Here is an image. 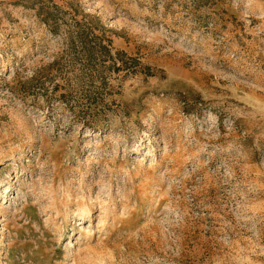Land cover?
I'll use <instances>...</instances> for the list:
<instances>
[{"label": "rangeland", "instance_id": "obj_1", "mask_svg": "<svg viewBox=\"0 0 264 264\" xmlns=\"http://www.w3.org/2000/svg\"><path fill=\"white\" fill-rule=\"evenodd\" d=\"M0 264H264L259 0H0Z\"/></svg>", "mask_w": 264, "mask_h": 264}, {"label": "crops", "instance_id": "obj_2", "mask_svg": "<svg viewBox=\"0 0 264 264\" xmlns=\"http://www.w3.org/2000/svg\"><path fill=\"white\" fill-rule=\"evenodd\" d=\"M259 1H260L261 5H262L263 8H264V0H259Z\"/></svg>", "mask_w": 264, "mask_h": 264}]
</instances>
